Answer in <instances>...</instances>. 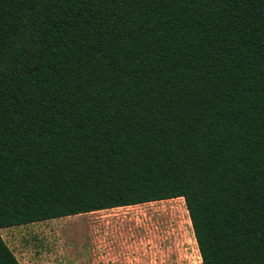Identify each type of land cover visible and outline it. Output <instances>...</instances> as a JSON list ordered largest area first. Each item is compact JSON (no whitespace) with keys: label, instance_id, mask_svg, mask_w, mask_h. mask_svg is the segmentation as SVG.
Returning a JSON list of instances; mask_svg holds the SVG:
<instances>
[{"label":"trees","instance_id":"16d2710c","mask_svg":"<svg viewBox=\"0 0 264 264\" xmlns=\"http://www.w3.org/2000/svg\"><path fill=\"white\" fill-rule=\"evenodd\" d=\"M178 197L264 264V0H0V231Z\"/></svg>","mask_w":264,"mask_h":264},{"label":"rangeland","instance_id":"374dc122","mask_svg":"<svg viewBox=\"0 0 264 264\" xmlns=\"http://www.w3.org/2000/svg\"><path fill=\"white\" fill-rule=\"evenodd\" d=\"M115 226L122 229L113 236L106 228ZM0 232L19 264H92L90 260L98 259L99 251L132 244L146 248L137 261L123 259L121 264H202L181 197L12 226Z\"/></svg>","mask_w":264,"mask_h":264},{"label":"crops","instance_id":"0c3cea01","mask_svg":"<svg viewBox=\"0 0 264 264\" xmlns=\"http://www.w3.org/2000/svg\"><path fill=\"white\" fill-rule=\"evenodd\" d=\"M120 208V207H118ZM114 209V208H113ZM108 210V209H107ZM106 210H98V211H93L90 213H86V214H95L97 212H103ZM76 216H81L80 215H76ZM122 227H113V228H106V230L111 232V235L114 236L115 231L117 230H121ZM145 245L141 246V245H119V246H109L108 248L104 249L103 251H99L100 256H97L98 259H94L92 258V260H90V262L92 264H95L97 262V264H101L100 261L103 260V263L105 264H121L120 262L123 261V259H128L130 262L133 263V259L134 260H138L140 259V255L142 250L145 249ZM135 264V263H134Z\"/></svg>","mask_w":264,"mask_h":264}]
</instances>
